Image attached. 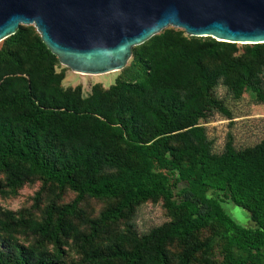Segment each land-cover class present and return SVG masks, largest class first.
Here are the masks:
<instances>
[{
  "label": "trees",
  "instance_id": "1",
  "mask_svg": "<svg viewBox=\"0 0 264 264\" xmlns=\"http://www.w3.org/2000/svg\"><path fill=\"white\" fill-rule=\"evenodd\" d=\"M242 48L167 29L133 49L122 79L85 97L81 86L63 87L60 60L34 27L3 41L0 198L35 181L41 190L30 210L0 209V264H65V246L82 264H264V141L237 150L230 137L218 155L201 124L230 115L220 86L235 100L252 93L264 102V44ZM52 188L75 199L42 208ZM89 199L109 205L81 230ZM151 202L163 203L169 223L141 237L114 233Z\"/></svg>",
  "mask_w": 264,
  "mask_h": 264
},
{
  "label": "water",
  "instance_id": "2",
  "mask_svg": "<svg viewBox=\"0 0 264 264\" xmlns=\"http://www.w3.org/2000/svg\"><path fill=\"white\" fill-rule=\"evenodd\" d=\"M35 26L76 73L125 69L133 49L167 29L242 45L264 44V0H0V44Z\"/></svg>",
  "mask_w": 264,
  "mask_h": 264
},
{
  "label": "rangeland",
  "instance_id": "3",
  "mask_svg": "<svg viewBox=\"0 0 264 264\" xmlns=\"http://www.w3.org/2000/svg\"><path fill=\"white\" fill-rule=\"evenodd\" d=\"M36 29L35 26H32ZM37 31V29H36ZM38 32V31H37ZM239 49L242 44H237ZM133 60L130 59L128 65ZM127 65V66H128ZM57 73H64L62 85L64 88L82 87L83 95L88 97L96 84H101L103 88H109L114 85L119 79L123 78V70L105 75H85L76 73L71 69L63 66L61 63L56 68ZM218 99H220L230 115L222 112H214L206 120H202L201 124L206 127L207 135L213 142V153L221 154L229 138L232 137L234 146L237 150H245L254 148L264 141V102H258L252 93H247L240 100H235L229 91L220 86L216 91ZM3 175H0V182L3 181ZM41 190V182L35 181L23 190L17 196L1 197L0 209L18 213L24 210H30L34 203L37 193ZM75 199V195L70 191L61 193L56 189H50L43 195L42 208L48 207L52 202H57L59 205L71 203ZM108 202L87 200L82 206V215L84 222L81 230H86L87 222L98 218V216L108 207ZM226 211L242 226H250L251 220L249 213L243 208L236 206L231 201H226L223 204ZM39 213V212H38ZM171 221L167 215L162 202H151L136 208L129 218L120 222L113 229L114 233L119 231L133 232L141 237L151 230L163 226ZM201 235H199L200 238ZM202 235L200 239H204ZM24 242V237L22 238ZM106 243V241H105ZM3 247L0 242V248ZM67 255L65 256V264H82V259L75 248L65 246ZM14 248L5 249L6 253H12ZM170 251L174 255H178L182 249L177 244L170 245Z\"/></svg>",
  "mask_w": 264,
  "mask_h": 264
}]
</instances>
